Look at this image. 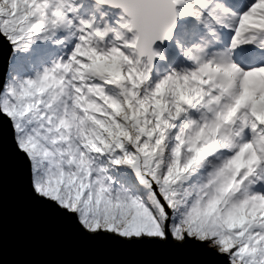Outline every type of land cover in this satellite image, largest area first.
I'll list each match as a JSON object with an SVG mask.
<instances>
[{
  "label": "snow or ice",
  "instance_id": "obj_1",
  "mask_svg": "<svg viewBox=\"0 0 264 264\" xmlns=\"http://www.w3.org/2000/svg\"><path fill=\"white\" fill-rule=\"evenodd\" d=\"M0 128L80 245L264 264V0H0Z\"/></svg>",
  "mask_w": 264,
  "mask_h": 264
},
{
  "label": "water",
  "instance_id": "obj_2",
  "mask_svg": "<svg viewBox=\"0 0 264 264\" xmlns=\"http://www.w3.org/2000/svg\"><path fill=\"white\" fill-rule=\"evenodd\" d=\"M0 257L4 264H195L187 254L86 247L44 217L15 179L0 128Z\"/></svg>",
  "mask_w": 264,
  "mask_h": 264
}]
</instances>
